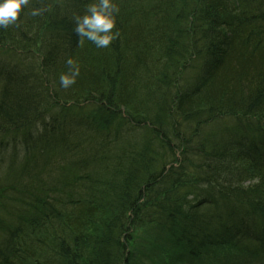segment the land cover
<instances>
[{
    "label": "trees",
    "instance_id": "obj_1",
    "mask_svg": "<svg viewBox=\"0 0 264 264\" xmlns=\"http://www.w3.org/2000/svg\"><path fill=\"white\" fill-rule=\"evenodd\" d=\"M89 2L0 28V264L264 258V0H115L107 48Z\"/></svg>",
    "mask_w": 264,
    "mask_h": 264
},
{
    "label": "clouds",
    "instance_id": "obj_2",
    "mask_svg": "<svg viewBox=\"0 0 264 264\" xmlns=\"http://www.w3.org/2000/svg\"><path fill=\"white\" fill-rule=\"evenodd\" d=\"M30 0H0V28H8L17 24L21 14L29 6ZM47 8H32L30 15L41 16ZM119 7L115 0H90L83 15L74 18V33L79 38L78 43L90 41L96 48L109 47L118 33L113 30L117 25ZM68 71L61 73L59 81L61 87H71L80 74L77 62L66 60Z\"/></svg>",
    "mask_w": 264,
    "mask_h": 264
},
{
    "label": "rangeland",
    "instance_id": "obj_3",
    "mask_svg": "<svg viewBox=\"0 0 264 264\" xmlns=\"http://www.w3.org/2000/svg\"><path fill=\"white\" fill-rule=\"evenodd\" d=\"M250 264H264V258H259L255 260H251Z\"/></svg>",
    "mask_w": 264,
    "mask_h": 264
}]
</instances>
